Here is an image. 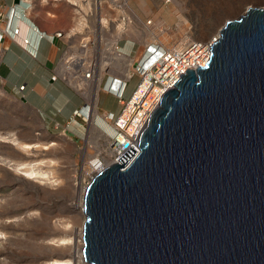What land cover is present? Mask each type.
I'll return each mask as SVG.
<instances>
[{"label":"water","instance_id":"95a60500","mask_svg":"<svg viewBox=\"0 0 264 264\" xmlns=\"http://www.w3.org/2000/svg\"><path fill=\"white\" fill-rule=\"evenodd\" d=\"M139 146L86 190L87 262L264 264V8L226 23Z\"/></svg>","mask_w":264,"mask_h":264},{"label":"rangeland","instance_id":"374dc122","mask_svg":"<svg viewBox=\"0 0 264 264\" xmlns=\"http://www.w3.org/2000/svg\"><path fill=\"white\" fill-rule=\"evenodd\" d=\"M81 2L84 7L66 0H40L46 6L68 5L82 28L94 31L91 39L95 36L97 41L108 42L99 50L103 59L116 56L111 54L110 43L121 39L136 41L139 52L134 60H138L148 43L170 48L186 35L218 38L227 22L240 19L250 8H264L263 0ZM102 71L104 76V66ZM138 80L136 76L130 81L126 95ZM119 106L116 96L102 99L101 108L107 112L114 114ZM102 125L112 137V128ZM103 142L94 129L84 140L49 133L38 113L0 82V264H56L71 259L73 264H83V198L101 168ZM31 167L43 175L30 179L26 172Z\"/></svg>","mask_w":264,"mask_h":264},{"label":"crops","instance_id":"0c3cea01","mask_svg":"<svg viewBox=\"0 0 264 264\" xmlns=\"http://www.w3.org/2000/svg\"><path fill=\"white\" fill-rule=\"evenodd\" d=\"M66 1L84 7L82 0ZM15 12L20 15L19 19L14 17ZM9 19L12 28H20L21 37L30 40L29 51L24 49L21 38L4 33ZM98 20L101 21L99 15ZM36 27L45 36L35 31ZM84 28L68 5L46 6L40 0H0V38L3 37L0 41V82L7 92L23 101L24 98L28 100L24 103L38 113L49 133H64L79 140L87 138L91 129L101 138L106 136L102 124L109 125L104 115L111 112L102 109L101 103L103 98L108 101L115 96L103 87L82 91L64 79L66 63L71 57L80 55L84 48L101 50L108 44L97 41L95 36L91 39L89 36L94 35V31ZM58 33L62 35L57 36ZM110 44L112 53L117 45L130 51L132 57L138 56L139 46L132 38ZM103 77L102 86L108 76L104 74ZM22 85L25 89L20 92L18 88ZM120 109L121 106L114 114ZM80 110L85 115L89 112V117L75 120V112Z\"/></svg>","mask_w":264,"mask_h":264},{"label":"built area","instance_id":"2783aa9c","mask_svg":"<svg viewBox=\"0 0 264 264\" xmlns=\"http://www.w3.org/2000/svg\"><path fill=\"white\" fill-rule=\"evenodd\" d=\"M14 17L19 19L20 15L15 12ZM35 31L45 36V33L40 32L37 27ZM4 33L21 38L27 50L31 45L29 39L21 37L20 28H12L10 19ZM61 35V33L57 34V36ZM214 42L215 40L212 41V39L201 40L186 35L170 48H163L158 43H148L138 60H134L130 51L116 45L111 54L133 60V64L120 65L111 57L103 59L99 48L90 50L84 48L80 55L73 56L67 61L64 79L82 91H86L87 87L96 83L97 77L102 75L104 66L108 77L103 89L115 95L121 106L119 113L104 115V120L109 123L114 134L112 137L107 134L103 137V148L99 155L102 158L101 170L113 164L123 165L120 159L131 148H135L138 152L124 169L136 159L140 153L141 136L151 115L160 106L164 95L174 88L189 70H196L207 64ZM136 76L139 78L138 83L128 96L126 94L130 81ZM103 79L104 77L101 79V84ZM24 89L25 85L18 88L20 92ZM88 117L89 112L85 115L82 110L76 111L74 115L75 120L80 118L85 120ZM126 144L128 146H125Z\"/></svg>","mask_w":264,"mask_h":264},{"label":"bare ground","instance_id":"6f19581e","mask_svg":"<svg viewBox=\"0 0 264 264\" xmlns=\"http://www.w3.org/2000/svg\"><path fill=\"white\" fill-rule=\"evenodd\" d=\"M259 2L260 1H262V0H258ZM264 1V0H263ZM254 5H257V4H254ZM220 36V35H219ZM217 38H212V41H214V40H216ZM115 49V48H114ZM114 49H113V52H114ZM118 55V54H117ZM112 57V59H115L117 62H118V64H120V62H125V64L127 63V62H129V63H127V64H133V60H130V59H128V58H124V57H120V56H117V57H120V58H122V61H121V59L119 60V59H117V58H115L114 56H111ZM125 64H120V65H125ZM101 79H102V75L101 76H98L97 77V79H96V84H95V87H97V85H98V83H100L101 82ZM98 89H99V87H98ZM29 147H31L32 145H28ZM27 146V147H28ZM101 171V169L99 170V172ZM40 174H42L40 171H38V170H36L34 167L32 168H30L29 170H27V172H26V176L27 177H29L30 179L31 178H35V177H37L38 175H40ZM43 175V174H42ZM88 188V187H87ZM87 188L85 189V193H86V190H87ZM84 197H85V194H84ZM83 203H84V198H83ZM83 208H84V204H83ZM82 212H83V215H84V218H86V216H85V213H84V209H82ZM81 243H82V247H81V253H80V260H81V262L83 263V264H91V263H89V262H87L86 260H85V258H84V253H83V247H84V240H83V226H82V233H81ZM56 264H73V259H71V260H69V261H57L56 262Z\"/></svg>","mask_w":264,"mask_h":264}]
</instances>
